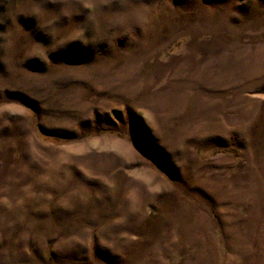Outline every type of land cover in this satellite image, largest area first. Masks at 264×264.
I'll use <instances>...</instances> for the list:
<instances>
[{
  "label": "rangeland",
  "instance_id": "1",
  "mask_svg": "<svg viewBox=\"0 0 264 264\" xmlns=\"http://www.w3.org/2000/svg\"><path fill=\"white\" fill-rule=\"evenodd\" d=\"M263 218L264 0H0V264H261Z\"/></svg>",
  "mask_w": 264,
  "mask_h": 264
},
{
  "label": "bare ground",
  "instance_id": "2",
  "mask_svg": "<svg viewBox=\"0 0 264 264\" xmlns=\"http://www.w3.org/2000/svg\"><path fill=\"white\" fill-rule=\"evenodd\" d=\"M211 126V125H210ZM189 128V127H188ZM195 127H193L192 125L190 126V128H189V130L188 131H190L191 130V132H195V131H193V130H195L194 129ZM206 128V127H205ZM212 129V128H211ZM213 131V130H212ZM207 132V131H206ZM195 133H198L199 135H200V137L202 136V135H204L202 132H199V131H197L196 130V132ZM208 133H209V131H208ZM220 184V183H219ZM218 184V185H219ZM218 185H216L215 187V189H217V187H218ZM242 235V234H241ZM241 235H236L235 233H232V235H231V237H232V241H235L236 243H237V249L236 248H234L233 250H235V252H236V255L237 256H235V258H236V264H253L252 263V261L251 260H248V259H246V257H247V252H245V253H243V251H244V247L245 246H243L244 245V242L246 241V239H244V237L243 236H241ZM244 241V242H243ZM236 246V245H235ZM245 249L247 250L248 249V247L246 248L245 247ZM260 263V262H259ZM255 264V263H254ZM261 264H264V263H261Z\"/></svg>",
  "mask_w": 264,
  "mask_h": 264
},
{
  "label": "crops",
  "instance_id": "3",
  "mask_svg": "<svg viewBox=\"0 0 264 264\" xmlns=\"http://www.w3.org/2000/svg\"><path fill=\"white\" fill-rule=\"evenodd\" d=\"M250 224V223H249ZM256 226H260V225H256ZM252 227H255V224H252ZM261 227L263 228V235H264V218H263V220H262V224H261ZM250 230L248 231V233H251V224H250V228H249Z\"/></svg>",
  "mask_w": 264,
  "mask_h": 264
}]
</instances>
